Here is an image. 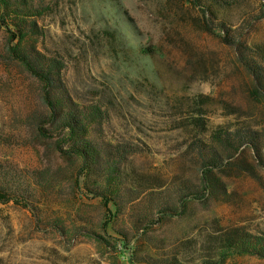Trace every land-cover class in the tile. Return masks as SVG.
I'll list each match as a JSON object with an SVG mask.
<instances>
[{
	"label": "rangeland",
	"instance_id": "rangeland-1",
	"mask_svg": "<svg viewBox=\"0 0 264 264\" xmlns=\"http://www.w3.org/2000/svg\"><path fill=\"white\" fill-rule=\"evenodd\" d=\"M203 1L0 3V264H264V0Z\"/></svg>",
	"mask_w": 264,
	"mask_h": 264
},
{
	"label": "trees",
	"instance_id": "trees-1",
	"mask_svg": "<svg viewBox=\"0 0 264 264\" xmlns=\"http://www.w3.org/2000/svg\"><path fill=\"white\" fill-rule=\"evenodd\" d=\"M15 1L18 3L20 8H25V5L23 4V6L21 4L23 0ZM208 1L209 0H206V2ZM0 3L3 11L8 12L11 9L9 0H0ZM203 3H205V0L202 2V4ZM15 12L16 14H14V16L17 18V23H15V26L19 30H22V28H24V23L18 20L20 19L18 14H20L21 11L17 7ZM13 37H17L19 41L17 45L11 49V51H13L18 59L29 69L34 68L33 64L27 57L26 51L20 48L22 41L24 40V35L22 32L15 31ZM252 96L261 99L262 103H264V76L258 77L255 81ZM47 103L51 107V111L54 114L56 110L52 105V102L48 101ZM81 117H87V115H82ZM229 130L230 128H226L224 125L219 124H210L206 127L205 133L208 135L211 148L213 149V151H210V155L217 156L216 152H218L220 158L223 156L232 158L240 146H244L248 143L254 145L255 140L249 142V140L246 139L242 140L241 138H235L229 134ZM0 181L7 185V179L3 178L0 179ZM216 249L218 250L219 256H221L222 259H226L232 255H257L259 257H264V239L247 237L237 231H229L224 233L222 237L219 238Z\"/></svg>",
	"mask_w": 264,
	"mask_h": 264
}]
</instances>
